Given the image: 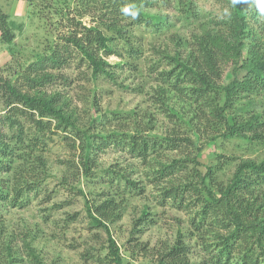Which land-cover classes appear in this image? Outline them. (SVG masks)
Returning <instances> with one entry per match:
<instances>
[{
	"label": "trees",
	"instance_id": "16d2710c",
	"mask_svg": "<svg viewBox=\"0 0 264 264\" xmlns=\"http://www.w3.org/2000/svg\"><path fill=\"white\" fill-rule=\"evenodd\" d=\"M56 1L67 4L66 0ZM213 1L220 16L208 14L203 19L193 1L174 0L178 14L173 18L184 28L194 29L188 37L179 32L171 36L173 48L157 52L164 64L152 67L153 71L162 67L156 75L154 100L176 125L166 135L152 132L151 119L134 132L110 125L103 132L96 124L105 122L107 127L119 117L115 113L113 117L98 114L94 89L89 90L86 121L79 118L67 95L50 90L59 81L69 86L71 79L61 71L72 67L92 84L114 81L112 69L122 64L111 66L104 59L117 53L114 43L122 45L127 57L139 55L128 39L129 29L162 36L176 27L173 18L147 12L151 4L145 0H82L83 6L92 7L98 15L96 24L89 27L82 26L78 18L74 22L65 8L60 9L57 16L59 21L68 22V31L12 77H5L0 69V218L7 209L23 206L30 191L44 174L43 179L47 176L45 161L33 149L45 140L46 131L57 129L72 135L74 146L79 141L85 175L91 170L96 151L121 148L141 160L146 178L162 201H170L188 215L187 235L178 231L174 242L157 253L156 264H264V159L237 162L220 154L216 156L218 164L204 165L198 157L202 140L207 144L241 139L264 145V110L250 108L254 99L264 96V15L256 0L238 4ZM55 4L54 0H42L41 19H48L44 14L56 8ZM126 7L128 15L122 11ZM21 30V24L0 12V44L11 48L16 31ZM240 98L246 103L235 111ZM180 128L183 133L175 131ZM224 165L233 168L228 179L220 181ZM124 181L135 187L132 180ZM112 204L108 200L97 206L86 203L85 210L90 224L108 234V253L103 259L122 264L104 224L112 217ZM146 215L144 211L142 217ZM5 234L0 219V264H15ZM26 246L30 263L42 264L33 248ZM192 248L198 252L194 261L190 258Z\"/></svg>",
	"mask_w": 264,
	"mask_h": 264
},
{
	"label": "rangeland",
	"instance_id": "374dc122",
	"mask_svg": "<svg viewBox=\"0 0 264 264\" xmlns=\"http://www.w3.org/2000/svg\"><path fill=\"white\" fill-rule=\"evenodd\" d=\"M54 1L56 8L49 12L46 10L44 15L48 19H41L43 15L39 7L42 0H0V12L22 25V30L15 33L16 39L11 48L0 44V54L4 52L9 57L0 55V69L5 77L20 72L68 31V22L59 21L58 10L65 8L68 17L74 22L78 18L82 26H92L96 24L94 20H98L97 13L92 7L83 6L82 0H66V6ZM145 1L151 4L146 9L150 14L162 13L169 18L178 14L174 0ZM189 1H193L203 19L208 14L220 16L219 7L213 0ZM88 10H91L90 14ZM83 13L88 15L77 17ZM172 21L176 27L162 36L150 34L145 29H129L128 39L133 48L139 50L135 59L126 56L119 42L114 43L117 53L104 57L111 66L122 64L120 68L112 69L115 72L114 81L104 79L92 84L86 78L81 79L78 70L72 67L61 71L71 79L69 86L59 81L50 90L67 95L79 118L86 121L89 90L94 89L98 114L109 117L115 113L119 117L118 121H110L107 127L105 122L103 125L96 124L103 132L108 131L109 125L121 127L124 132H134L151 119L154 134H169L176 125L163 113L153 93L157 71L162 67L155 71L152 67L164 64L157 52L173 48L169 40L171 36L179 32L188 37L194 29L184 28L174 18ZM100 55L104 56L102 52ZM245 103L244 98L237 99L233 109L239 110ZM250 108L264 110V96L254 99ZM2 110L0 101V115ZM101 119L104 121V117ZM28 127L26 125L25 128L32 133ZM175 131L184 132L181 128ZM70 138L75 140L72 135L57 129L45 132V140L36 144L33 153L42 156L47 165V176L44 179L45 174L42 176V181L24 199L23 206L7 209L0 218L6 232L4 240L16 257L15 264H33L30 263L26 244L33 248L42 264H113L109 259H103L108 253V234L103 228L90 224L85 210L86 203L97 206L107 200L113 203L114 210L112 217L103 220L119 250L122 264H156L157 253L164 245L174 242L178 231L187 235L188 215L170 201H162L148 176L146 178L141 160L131 157L121 148L108 147L96 151L92 155L91 170L85 175L80 164L79 141H75L74 146ZM202 146L198 157L204 165H215L216 156L220 154L231 156L237 162L264 159V145L250 144L241 139L207 144L202 140ZM160 154L166 155L164 152ZM202 166L199 168L203 172ZM232 168L224 165L219 173L220 181L228 179ZM126 178L135 182V187L127 185ZM144 211L147 215L142 217ZM192 250L190 258L194 261L198 252L196 248Z\"/></svg>",
	"mask_w": 264,
	"mask_h": 264
},
{
	"label": "clouds",
	"instance_id": "9594fccd",
	"mask_svg": "<svg viewBox=\"0 0 264 264\" xmlns=\"http://www.w3.org/2000/svg\"><path fill=\"white\" fill-rule=\"evenodd\" d=\"M232 2H233V4H238V3H241L242 0H232ZM256 4H257V8H258L259 12H260L262 15H264V0H256ZM122 11H123L126 15L129 14V10H128L127 7L124 8V9H122ZM133 18H135V17L133 16Z\"/></svg>",
	"mask_w": 264,
	"mask_h": 264
},
{
	"label": "crops",
	"instance_id": "0c3cea01",
	"mask_svg": "<svg viewBox=\"0 0 264 264\" xmlns=\"http://www.w3.org/2000/svg\"><path fill=\"white\" fill-rule=\"evenodd\" d=\"M1 57H4V56H6V58L8 59L9 57L7 56V54L6 53H4V52H1ZM7 59H6V61H7ZM6 61H4V62H6Z\"/></svg>",
	"mask_w": 264,
	"mask_h": 264
}]
</instances>
